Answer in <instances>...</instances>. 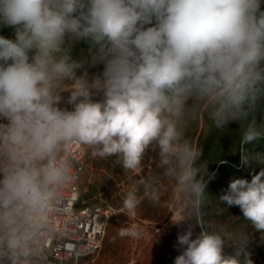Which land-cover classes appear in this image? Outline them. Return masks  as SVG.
<instances>
[{"label":"clouds","instance_id":"9594fccd","mask_svg":"<svg viewBox=\"0 0 264 264\" xmlns=\"http://www.w3.org/2000/svg\"><path fill=\"white\" fill-rule=\"evenodd\" d=\"M0 26L14 30L0 35V257L21 264L84 148L128 172L157 154L160 175L138 180L123 208L135 215L138 189L156 203L160 180L173 184L174 264H254L250 234L206 226L215 173L184 128L201 110L218 130L237 123L241 164L264 165V153L246 148L264 142V0H0ZM81 41L96 47L87 63L102 72L73 59ZM217 199L264 233V167Z\"/></svg>","mask_w":264,"mask_h":264},{"label":"rangeland","instance_id":"374dc122","mask_svg":"<svg viewBox=\"0 0 264 264\" xmlns=\"http://www.w3.org/2000/svg\"><path fill=\"white\" fill-rule=\"evenodd\" d=\"M0 35L14 38V30L0 26ZM96 47L85 41L77 43L71 55L77 61H85V68L90 76L103 71V64L90 67V61ZM79 74V73H78ZM67 96V93H65ZM264 114L258 113L257 119ZM237 123H232L226 130H218L206 111L201 110L196 118L190 119L184 128V135L193 145L199 148L202 156L198 163L208 166L215 176L208 184L206 201L202 207L206 226L218 229L223 226L233 235L250 234L248 249L254 264H264V233H256L250 223L241 215L238 207L228 209L217 198L234 178L251 179V175L261 167L254 160L248 165L240 162V130ZM249 154L264 153V142H253L246 146ZM235 160H239V164ZM227 164L217 176L219 167ZM158 156L155 152L146 154L141 168L136 172L125 171L117 163L116 157H93L91 150L84 149L81 203L99 204L110 209V219L101 248L82 264H174L178 251L177 233L181 226L173 225L181 214V198L174 191L173 184L161 179L158 187L161 190L159 202L153 203L143 197V190L138 189L142 202L135 215L128 214L123 208L126 193L142 178L156 177L161 169L157 167ZM135 227L139 231L137 238L119 235L121 228ZM200 229L197 228L198 232ZM231 244V240H228ZM226 251L231 252L228 248ZM21 264H46L36 254L29 240L25 254L20 258ZM0 264H11L7 257H0Z\"/></svg>","mask_w":264,"mask_h":264},{"label":"built area","instance_id":"2783aa9c","mask_svg":"<svg viewBox=\"0 0 264 264\" xmlns=\"http://www.w3.org/2000/svg\"><path fill=\"white\" fill-rule=\"evenodd\" d=\"M84 148L76 151L75 180L53 201V211L38 234L30 239L32 248L46 264H82L102 246L110 209L81 203Z\"/></svg>","mask_w":264,"mask_h":264},{"label":"trees","instance_id":"16d2710c","mask_svg":"<svg viewBox=\"0 0 264 264\" xmlns=\"http://www.w3.org/2000/svg\"><path fill=\"white\" fill-rule=\"evenodd\" d=\"M235 161H236L237 164H239V160H235ZM225 167H227V164H226V163H223V164L219 167L218 172H217V176H219V175L222 173V171L224 170Z\"/></svg>","mask_w":264,"mask_h":264}]
</instances>
